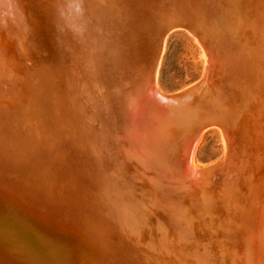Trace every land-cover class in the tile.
Instances as JSON below:
<instances>
[{"label": "water", "instance_id": "1", "mask_svg": "<svg viewBox=\"0 0 264 264\" xmlns=\"http://www.w3.org/2000/svg\"><path fill=\"white\" fill-rule=\"evenodd\" d=\"M181 27L204 74L164 95ZM263 220L264 0H0V264H264Z\"/></svg>", "mask_w": 264, "mask_h": 264}, {"label": "rangeland", "instance_id": "2", "mask_svg": "<svg viewBox=\"0 0 264 264\" xmlns=\"http://www.w3.org/2000/svg\"><path fill=\"white\" fill-rule=\"evenodd\" d=\"M168 33L155 80L156 89L164 95L175 94L190 87L204 74V50L195 38L183 27L174 28ZM200 136L192 157L196 168L215 163L224 153L218 126L204 128Z\"/></svg>", "mask_w": 264, "mask_h": 264}, {"label": "bare ground", "instance_id": "3", "mask_svg": "<svg viewBox=\"0 0 264 264\" xmlns=\"http://www.w3.org/2000/svg\"><path fill=\"white\" fill-rule=\"evenodd\" d=\"M171 30H169L168 32H170ZM166 33L165 34V38H166V36H167V34H169V33ZM165 38H164V41H163V45H162V50H161V55H162V52H163V49H164V42H165ZM161 55H160V58H161ZM159 62H160V59H159ZM158 66H159V63H158ZM157 70H158V67H157ZM156 75H157V71H156ZM156 75H155V80H156ZM156 86V85H155ZM192 86V85H191ZM158 88V87H157ZM187 89V88H186ZM185 90V89H184ZM158 91V90H157ZM183 91V90H182ZM181 92V91H180ZM160 93V92H159ZM163 94V93H162ZM167 95H169V94H167ZM210 126V125H209ZM208 127V126H207ZM205 129H206V127H205ZM204 130V129H203ZM201 137V136H200ZM192 165H193V167H195L194 166V164H193V162H192ZM196 168V167H195ZM262 223H264V222H262ZM263 226H264V224H262Z\"/></svg>", "mask_w": 264, "mask_h": 264}]
</instances>
